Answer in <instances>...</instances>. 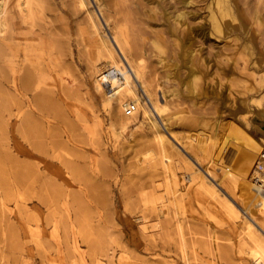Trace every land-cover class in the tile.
Listing matches in <instances>:
<instances>
[{
    "label": "rangeland",
    "instance_id": "1",
    "mask_svg": "<svg viewBox=\"0 0 264 264\" xmlns=\"http://www.w3.org/2000/svg\"><path fill=\"white\" fill-rule=\"evenodd\" d=\"M88 1L0 0V264H251L242 219L264 224V212L250 204L257 191L248 211L242 198L264 150V0H229L241 26L225 33L212 29L214 0ZM91 9L107 39L112 26L123 28L127 56L152 97L159 93L161 114L131 76L168 139L164 156L142 108L127 113L95 86L109 65L90 61ZM181 11L174 26L171 14ZM10 29L27 35L43 67L27 91L13 86L22 69L7 61L16 48ZM191 68L198 79L188 93ZM25 116L34 119L21 132ZM193 170L225 200L210 198Z\"/></svg>",
    "mask_w": 264,
    "mask_h": 264
},
{
    "label": "bare ground",
    "instance_id": "2",
    "mask_svg": "<svg viewBox=\"0 0 264 264\" xmlns=\"http://www.w3.org/2000/svg\"><path fill=\"white\" fill-rule=\"evenodd\" d=\"M76 1H77L79 6L85 7V8H87V6H88L87 3L90 2L88 0L87 1L86 0H76ZM117 1H119V0H116L115 3H117ZM120 1H124V0H120ZM213 2H215L216 6H217L216 9H214V10L212 9L211 14H210L211 23H212V29L213 30H216V31L221 32V33H225L227 31L226 28L228 27L229 23H231L232 26H239L240 25V22L238 20L237 14H235L234 9L232 8V2L231 1H229V0H214ZM261 3H262V1H261ZM1 5H2V3H1ZM254 12H256V11H254ZM23 14H25V13H23ZM87 14H88V22H89L90 34H91V38H92V41H91V46H92V50L91 51H92V53H91L90 61L92 62V64L93 63L95 64V63H98V62H103V66L109 65V67L105 68L104 73L103 72L101 73L98 81L96 82V85H95L96 88H100L101 90L103 89L102 91L105 93V94L103 93V95H105L104 101L106 103H108L110 101V99L114 95L115 98L117 99V101L120 103V106H122V107L124 106L125 107V110L127 108H131L129 112L133 113L138 108H142V111H143L142 113H143L144 117L148 120L149 126L153 130V135L156 138L157 143L160 145V147L163 148V152L161 153V156H164V154H165L164 153V151H165L164 150L165 149L164 148V144L168 143V139H167L166 135L163 132H161L162 129L159 127V124L155 120V117L153 119L149 118V115L152 114V110L147 105V103H141L140 102V97H139V95L136 92V85H135V82L133 80V77L138 82H140L142 84V87H143L145 93L148 95L149 101L151 102V105H152L153 109L158 114H161L162 111H164L166 108L163 110V108L165 106H163L159 102V100H160V98L158 99L159 93L155 94L158 97H152L153 95H152L151 91H148L147 88H146V84H145L146 83L145 82L146 79L144 80V78H142V76H141V73H140V70H139V66H141L140 63L138 61H136V60H135L136 62L134 60H131L127 56V54H128L126 52L127 51L126 50L127 49V45H128L127 41H126V37L127 36L125 37V33H124L123 28L120 27V25L119 26L118 25L112 26V35L110 37L111 39L109 40V39H107V37L104 34V32H102V33L100 32L101 23L99 21V18L97 17V14L95 13V11L93 9L87 10ZM183 15H184V12H182V11L181 12H177L175 14L174 13L171 14V16L173 18V21H174V26L182 24V23H179V19L181 17H183ZM29 17H31V16H29ZM1 19L3 20V18H1ZM257 22H259V20H257ZM5 31L6 30H4V32ZM6 32L3 33V34L5 35ZM8 33H9L8 36L11 37L14 40V44H15L16 48L13 51L12 56L7 58V61L11 65H14L16 67V71L19 70V69H22L21 70L22 72L19 71L21 73L20 75L19 74L18 75L15 74L13 86H15L16 90L19 89V88L20 89L23 88V90L25 89L27 91V89L29 90V86L32 85V84H30L32 81L35 82V81H41L42 80L43 75H41V73H39V72L43 71V67L40 64H38L39 62H36V61L34 62V60H33L34 56H32V58H31V55H32L31 52L33 53V48H32L33 45L31 43L30 39H28L26 34L21 33V32H16L15 33L12 29H10V31H8ZM0 35L2 36L1 32H0ZM6 36H7V34H6ZM132 41H133V43L131 45L133 47V45L135 44L134 43L135 41L134 40H132ZM152 42H153V45H155L160 50L161 43L159 42V40L154 38L152 40ZM34 43H35V41H34ZM5 45H6V43H5ZM12 48H14V47H12ZM134 48L136 49V47H134ZM136 51L133 50V52H136ZM161 51H162V49H161ZM18 52L21 53V65H17L16 66L14 57L18 55L17 54ZM119 52L123 56V59L127 63L131 73H129V71H127V69H126V67H125V65L123 63V59L121 58V56H119ZM41 53H42V51H41ZM188 53H190V52L188 51ZM8 54H9V52H8ZM36 55H37V52H36L35 56ZM190 59L191 58H189V56L186 54V64H188V65L190 64L191 65L192 62L188 63L189 61H191ZM159 60H160V62L162 61L161 58ZM45 62H47V61H45ZM190 65L188 67H190ZM40 70H42V71H40ZM131 76H133V77H131ZM187 76H188V79L185 81L184 87H185V89L187 90L188 93H193L196 90L195 89V82L198 79V75L195 74L193 69L191 68L189 70V73L187 74ZM35 83L37 84L38 82H35ZM147 84H148V82H147ZM149 84H150V81H149ZM32 86H34V85H32ZM149 88H151V87L149 86ZM100 89H98V90H100ZM33 90H34V88H33ZM152 90H154V88ZM44 92H46V91H44ZM173 92L170 91L168 94H172ZM108 93H110V94H108ZM37 95H39V94H37ZM41 98H42V96H41ZM161 100H164V99H161ZM35 103L33 102V104H35ZM27 105H28V102H27ZM36 105H37V103H36ZM37 106H35V107H37ZM39 108H41V107H39ZM18 110H20V109H18ZM27 114L28 113L26 112V116H27ZM26 116H25V119L23 118V121H19V122L16 123L17 124V128L19 130H21V132L25 131V127L28 129V126H27L28 125V121L33 118V117L32 118L29 117V119H28V118H26ZM32 122H34V120ZM29 124H32V123L30 122ZM125 125H126V122L121 124L122 127H124ZM26 131L29 132V130H26ZM28 134H30V132ZM29 138H30V136H29ZM32 141H34V140H32ZM38 147H40L39 144H38ZM244 155H245V152L243 151L241 156L243 157ZM246 157L247 156H244V159ZM261 163L264 164V150L259 151V153L257 155V158L255 159V162H254V179L255 180H252V182H251L252 189H249L247 192H245L244 196L242 198V204H243V207L245 208L246 211H248L247 205L250 202V196L249 195L251 194L252 191H254V192L257 191V192H255L256 194L254 193L253 195H251L252 196V200H251L250 204H252L255 208H258L260 211L264 212V165H262L261 168L258 167V165L261 164ZM34 166H35V164H34ZM166 166H169V165H166ZM38 167H37V170L39 171ZM46 169H47V167H45V170ZM231 170H233V169H231ZM226 171H229V170H225V172ZM229 172H231V171H229ZM208 173L212 174L210 171H208ZM224 174H226V173H224ZM39 175H40V171H39ZM206 177L207 176L205 174H203V173H199L196 170L192 171V178L195 180V182L198 183L199 186L202 187L210 195V198H214V199H216L217 201H219L221 203L225 199L222 200V199L218 198V196L220 194L218 195V192H216L213 183H211V181L209 179H207ZM227 177L231 178L230 180H231L232 184H235L237 182L236 180H238V179H236V177L234 175H233L234 178L231 177V175H229V174H227ZM47 183H48L47 186L49 185V186H52L53 188L55 187L50 182H47ZM54 189L56 190V188H54ZM172 195H174V194H172ZM173 198L175 199V196ZM223 204H224V206H226V209L228 210V212L230 213L231 216L238 217V212L239 211H238V209L235 207V205L230 200H227V201L223 202ZM157 210H159V209H157ZM166 213L167 212H166L165 208H164V210H162V209L159 210L158 213L156 214L157 215V220L159 221L161 217L165 218ZM245 215H246V213H245ZM172 217H174V216H172ZM137 218L140 219L138 221L141 223V226L144 225V223H143V219L145 218L144 214L141 213L139 216H137ZM150 218H152V217H150ZM176 223H177V226L179 227L180 226V222L177 219H176ZM242 225H243V229H242L243 233L241 235L240 242L242 244L245 243V244L248 245L247 254L249 255V257H250V259L252 261L251 264H264V224H261V223L257 222L256 220H249L248 218H246V219L243 218L242 219Z\"/></svg>",
    "mask_w": 264,
    "mask_h": 264
},
{
    "label": "built area",
    "instance_id": "3",
    "mask_svg": "<svg viewBox=\"0 0 264 264\" xmlns=\"http://www.w3.org/2000/svg\"><path fill=\"white\" fill-rule=\"evenodd\" d=\"M130 109H131V108H127V109H126V112L129 113ZM262 165H264V164L261 163V164L258 165V167L261 168Z\"/></svg>",
    "mask_w": 264,
    "mask_h": 264
}]
</instances>
